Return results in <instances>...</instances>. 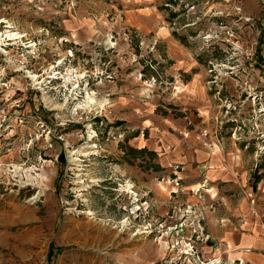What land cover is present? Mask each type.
I'll return each instance as SVG.
<instances>
[{
    "label": "rangeland",
    "instance_id": "374dc122",
    "mask_svg": "<svg viewBox=\"0 0 264 264\" xmlns=\"http://www.w3.org/2000/svg\"><path fill=\"white\" fill-rule=\"evenodd\" d=\"M70 17L88 22L90 33L69 34ZM153 25L205 68L212 130L241 149L250 174L260 172L251 178H264V0H0V105L17 103L5 127L14 148L24 137L20 146L29 151L5 163L35 166L40 178L38 189L0 186V234L7 228L16 234L11 242L36 240L25 247L40 256L4 249L0 264H89L85 256L92 264H127L115 256L128 246L135 252L139 238L168 252L192 223L204 227L205 211L196 207L192 216L203 220L186 219L178 233L185 204L170 206L159 222V200L149 194L142 207L131 191L147 189L127 186L154 166L138 137L179 114L173 101L181 88L170 71L177 47L159 42ZM43 135L58 139L42 143Z\"/></svg>",
    "mask_w": 264,
    "mask_h": 264
},
{
    "label": "crops",
    "instance_id": "0c3cea01",
    "mask_svg": "<svg viewBox=\"0 0 264 264\" xmlns=\"http://www.w3.org/2000/svg\"><path fill=\"white\" fill-rule=\"evenodd\" d=\"M125 12L129 10L126 9ZM88 25L85 20L70 17L69 34L72 32L83 37L84 32L87 36L90 33ZM137 26L144 32L145 28L140 23H137ZM151 30L158 33L159 42L168 44L172 40L177 47L175 55L171 57L174 64L170 71L175 69L172 73L176 75L177 83L181 88L178 92L181 95L179 94L175 102L173 101L179 106V114L167 115L160 123L161 125L147 131V137L144 135L138 137V139L141 138V148L151 154L154 166L149 167V175L143 173L136 181L129 179L127 186L147 189L143 194H138L139 189L131 191L139 198L140 203L144 202L141 204L142 207L148 205L146 196L149 194L159 200L154 210V217L159 222L173 205L174 209L183 204L195 210L198 209L196 207L203 208L205 211L203 228L207 239L201 238L193 242L203 263L212 260L223 263L242 260L246 264H264V178L260 177L258 180L251 178L257 174L260 175V172L250 174L252 170L247 168L246 158L242 156L241 149L235 146L231 138L212 130L215 127L211 124L214 106L206 81L205 68L196 62L193 55L179 41L171 39L170 35L162 32L161 27L153 25ZM2 99L0 98V101ZM29 121L32 123V129L36 131L37 128L34 125L37 122L33 118ZM203 131L208 134L206 140L200 137V132ZM1 135V161L9 162L12 160L8 158L10 155L19 158L29 154V151H26L27 147L20 146V140L23 144L24 137L18 140L19 148L15 149L16 138L12 137L10 131L7 135L4 133ZM52 138L58 139L53 136ZM52 138L43 135L42 143L47 144ZM38 141L40 138L37 141L34 139L33 146ZM37 148L36 145V150L33 152L41 154ZM47 162L54 166L57 159L54 156ZM175 167H178V186L174 185V179L170 176V171ZM166 176L169 177L165 178ZM128 182L131 183L128 184ZM203 182L206 188L200 189ZM202 193L208 194L209 198ZM4 196L5 194H0V198ZM130 198L131 196H128V199ZM144 209L141 213L145 211ZM125 230L132 231V228L122 226L118 231ZM1 232L3 234H0V252L10 249L21 257H25L23 259L39 258V251L32 256L31 249L25 247L35 243L36 240L21 239L11 242V238L16 240V234L10 233L7 228ZM130 234L134 235L132 232ZM141 240L142 238H139L140 242L133 244L137 246L135 252L129 251L132 246H128L127 249L125 247L126 252H123L122 248V252L116 254V260H122L127 264H152L167 255L168 252L161 244L158 245L151 239H145L142 242ZM105 254L108 255L106 252ZM74 256H76L75 253ZM77 257L81 259L82 255ZM90 257L85 256V260L92 264L93 256ZM110 260L113 261V258ZM75 264L78 262L75 261Z\"/></svg>",
    "mask_w": 264,
    "mask_h": 264
},
{
    "label": "built area",
    "instance_id": "2783aa9c",
    "mask_svg": "<svg viewBox=\"0 0 264 264\" xmlns=\"http://www.w3.org/2000/svg\"><path fill=\"white\" fill-rule=\"evenodd\" d=\"M109 39L111 44L110 48H113L115 43L113 42V36L110 35ZM3 102L0 105V138H2V133L7 135L9 131H11L9 129H6L8 126H11L10 124H8V122L11 121L12 117L10 111L12 107L18 106L17 103H6L7 99H4ZM20 122L22 121L20 120ZM5 124H7V127H5ZM200 137L203 140L207 139V136L204 132H200ZM172 171L174 175L173 183L175 186H178V167H175ZM39 180V169L35 166L24 167L23 163L16 165L5 163L3 161L0 162V186H2L4 190L15 191L19 189H38L37 183ZM205 185L206 184L203 182L200 189L206 188ZM193 211V208L190 206H187L185 208L182 213L184 214L182 215V217H184V222L182 224L179 223V228L177 226L174 227V229H176L178 233H183L184 227L188 226L184 223L186 219L192 216ZM192 218H196V221L198 223L199 221L203 220V217L201 215L192 216ZM201 238L205 240L207 239V237L204 235V229L201 228L200 224L194 226V224L192 223L191 233L188 237H186V240L183 242V244L182 241L177 240L174 244L167 248L168 254L165 257L152 264H246L242 260H237L236 262L232 261L231 263H223L220 261L212 260L203 263L193 244L194 241H197Z\"/></svg>",
    "mask_w": 264,
    "mask_h": 264
},
{
    "label": "trees",
    "instance_id": "16d2710c",
    "mask_svg": "<svg viewBox=\"0 0 264 264\" xmlns=\"http://www.w3.org/2000/svg\"><path fill=\"white\" fill-rule=\"evenodd\" d=\"M63 158H64V157H63L62 155H59V156H58V159H61V160H62ZM259 178H260L259 176H256V180H258Z\"/></svg>",
    "mask_w": 264,
    "mask_h": 264
},
{
    "label": "bare ground",
    "instance_id": "6f19581e",
    "mask_svg": "<svg viewBox=\"0 0 264 264\" xmlns=\"http://www.w3.org/2000/svg\"><path fill=\"white\" fill-rule=\"evenodd\" d=\"M11 38V37H10ZM18 38H20V37H17L16 38V36H15V38L13 39V38H11L12 40H15V39H18ZM90 99V98H89ZM89 102H90V100H88ZM94 100H91V102L90 103H92ZM93 104V103H92Z\"/></svg>",
    "mask_w": 264,
    "mask_h": 264
}]
</instances>
